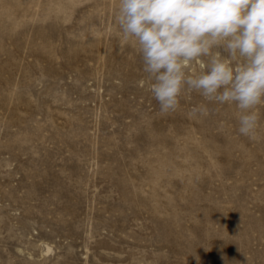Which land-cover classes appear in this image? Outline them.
<instances>
[{"label":"rangeland","instance_id":"obj_1","mask_svg":"<svg viewBox=\"0 0 264 264\" xmlns=\"http://www.w3.org/2000/svg\"><path fill=\"white\" fill-rule=\"evenodd\" d=\"M118 8L0 0V264H264V105L162 114Z\"/></svg>","mask_w":264,"mask_h":264},{"label":"clouds","instance_id":"obj_2","mask_svg":"<svg viewBox=\"0 0 264 264\" xmlns=\"http://www.w3.org/2000/svg\"><path fill=\"white\" fill-rule=\"evenodd\" d=\"M116 21L138 46L162 114L177 111L184 92H197L234 104L239 133L255 138L264 105V0H119ZM208 111L197 105L189 115Z\"/></svg>","mask_w":264,"mask_h":264},{"label":"bare ground","instance_id":"obj_3","mask_svg":"<svg viewBox=\"0 0 264 264\" xmlns=\"http://www.w3.org/2000/svg\"><path fill=\"white\" fill-rule=\"evenodd\" d=\"M48 250H50V248H48Z\"/></svg>","mask_w":264,"mask_h":264}]
</instances>
